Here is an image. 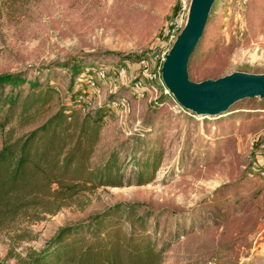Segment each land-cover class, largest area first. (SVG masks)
Instances as JSON below:
<instances>
[{
	"label": "rangeland",
	"instance_id": "obj_1",
	"mask_svg": "<svg viewBox=\"0 0 264 264\" xmlns=\"http://www.w3.org/2000/svg\"><path fill=\"white\" fill-rule=\"evenodd\" d=\"M188 2L0 0V74L24 71L27 79L49 80V91L39 93L46 100L18 110L0 131V145L62 105L92 111L111 94L124 99L123 107L111 103L105 111L89 159L100 167L115 152L123 184L89 186L65 199L20 194L15 202L28 204L0 217V264H21L59 227L112 205H133L144 216L147 234L162 250L155 264H264V176L257 172L264 169V98L196 115L140 72L141 58L153 68L171 45L166 32L182 27ZM71 60L101 65L106 74L95 76L93 87L76 82L69 98L68 70L58 63ZM234 70L264 72V0H214L187 62L192 81ZM139 78L156 88L154 98L133 94ZM153 151L159 157L148 168L149 182H127ZM129 225L121 222L124 234Z\"/></svg>",
	"mask_w": 264,
	"mask_h": 264
},
{
	"label": "trees",
	"instance_id": "obj_2",
	"mask_svg": "<svg viewBox=\"0 0 264 264\" xmlns=\"http://www.w3.org/2000/svg\"><path fill=\"white\" fill-rule=\"evenodd\" d=\"M58 65L68 70V97L71 98L76 92V77L89 71L93 64L71 60ZM43 68L46 70L48 66ZM25 84L27 91L23 94ZM48 84L49 80L44 83L36 76L27 79L24 71L0 74V131L18 110L25 111L39 101L44 102L46 98L40 97L39 93L44 87L49 91ZM114 100L115 95L111 94L92 111L62 105L56 113L23 135L13 139L8 135L2 140L0 217L14 210L13 205L17 208L28 204L15 202L27 190L65 199L78 190L123 184L115 152H111L100 167L89 166L101 119ZM158 157L159 152L153 151L140 159L134 179L128 178L127 182L148 183V168L157 164ZM51 184L55 188L50 189ZM133 207L126 205L121 209L112 205L91 215L85 222L59 227L21 264H155L162 250L147 234L144 216H137ZM123 220L130 222L125 234L121 230Z\"/></svg>",
	"mask_w": 264,
	"mask_h": 264
},
{
	"label": "water",
	"instance_id": "obj_3",
	"mask_svg": "<svg viewBox=\"0 0 264 264\" xmlns=\"http://www.w3.org/2000/svg\"><path fill=\"white\" fill-rule=\"evenodd\" d=\"M214 0H189L182 27L163 54L159 77L163 87L183 109L196 115H217L235 101L264 98V72L234 70L216 78L192 81L187 62L202 35Z\"/></svg>",
	"mask_w": 264,
	"mask_h": 264
},
{
	"label": "built area",
	"instance_id": "obj_4",
	"mask_svg": "<svg viewBox=\"0 0 264 264\" xmlns=\"http://www.w3.org/2000/svg\"><path fill=\"white\" fill-rule=\"evenodd\" d=\"M179 28L178 25H174L173 28L167 30L166 34H168L169 40H173L175 37V34L177 33V29ZM166 51H163L162 53H160L157 57H155L154 61V67L151 68V65L148 64V62L146 60H144L143 58H141L138 61V65L140 66V72L141 74L145 75L148 79H156L159 81V83L162 85L160 77H159V66L160 63L162 61L163 58V54ZM106 71L105 69L101 66V65H97V67H92L89 71L86 72H82L80 73L77 77H76V82H81L82 84L89 86V87H93L94 86V78L95 76L97 77V79L103 78L105 77ZM163 86V85H162ZM163 89L166 91V89L163 87ZM156 88L153 86H149L144 84V82H141V79H137L134 83H133V94L135 96H137L138 98H143L145 97V95H147L148 93H153V95H150V99L154 98L155 94H156ZM113 105H118L123 107L124 106V99L121 97L118 100H114L112 102ZM78 107L80 108L81 111H84V107L82 105H78ZM259 174L263 177L264 176V169H259Z\"/></svg>",
	"mask_w": 264,
	"mask_h": 264
}]
</instances>
